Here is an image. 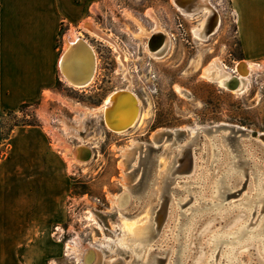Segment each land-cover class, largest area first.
<instances>
[{
    "label": "rangeland",
    "instance_id": "1",
    "mask_svg": "<svg viewBox=\"0 0 264 264\" xmlns=\"http://www.w3.org/2000/svg\"><path fill=\"white\" fill-rule=\"evenodd\" d=\"M211 1L220 13L221 24L209 39L198 40L192 28L196 24L195 20L201 17L193 19L184 15L173 0H106L101 8L99 7L103 11V22L100 26L105 33L112 35L119 50L129 58L127 69L120 65L119 53L112 45L102 38L95 37L86 29L91 26V19L96 22L95 17H89L82 23L83 28L79 27L78 31L71 28L64 33L59 43V52L61 51V55L65 40L72 29L90 39L99 58L95 80L88 87L77 89L68 86L59 78L57 87L64 97L50 94V104H46L45 108L24 107L17 113L9 112L5 116L2 128L3 133L8 134L15 125L40 124L42 119L48 122L52 118L51 114H55L54 125H47V130L51 133L50 140L55 148L63 150L64 154L67 153L66 150L75 151L80 146L89 150V157H84L85 161L70 159L66 154L63 156L67 177L65 193L55 206V220L49 223L47 236L39 239L41 245L28 261L34 264H82L78 254L83 255L95 250L101 254L97 258L100 260L85 264H152L156 259H162L159 264H205L206 256L212 251L211 235L219 230L232 232L250 217L249 213L242 209H234L235 211L231 210L225 214L210 211L209 208L201 210L202 215L191 225L186 248H183L185 245L182 244V239L178 242L172 237L178 230V220L182 217L176 212L180 211L181 207L177 206L176 200L171 201L169 198V194L173 192L168 191L171 185L166 187V184L162 183L165 176L159 171V174H156L157 170L154 169L156 177H153L155 181L151 185L154 189L152 188L145 202L134 201L131 206L128 205L121 211L113 200L116 194L126 190L125 180L131 181L135 193L144 189L148 172L146 166L150 159H154L155 165L157 161H170L171 169L166 181L171 177H183L186 181L187 176L195 174V162L196 174L204 168V174L214 171L215 175L221 168L211 167L209 153L202 156L203 152L198 148L196 155L202 157L195 161V156L193 165L190 148L187 147L181 154L173 153L178 146L190 140L189 133L177 131V141L163 139L156 143L153 134L160 128H200V132L206 130L217 135L220 131H225L224 134L228 133L226 136L231 142L238 139L239 133H232L230 128L217 127L211 130V127L227 123L264 133V70L254 73L250 90L246 93H235L222 88L202 76L204 69L215 58L232 71L237 60L241 62L245 59L229 1ZM183 3L188 7L191 5L189 0ZM149 10L157 17L158 24L148 14ZM141 26L146 32L157 30L158 26L171 40L164 57L156 58L148 53V36L140 35ZM127 71L128 77L125 75ZM128 86L140 95L142 109L149 114L136 128L125 134L106 129L100 112L93 116L90 111L85 113L75 107L79 104L90 109L95 108L101 105L109 94ZM178 86L182 88V92H179ZM60 118L62 120L57 121ZM210 134L199 133L198 138H206L208 141ZM243 137H240L241 140ZM245 137L246 140L248 136ZM249 137L243 144L253 149L255 156L260 158L256 161L264 174V141ZM133 144L139 145V149L144 151L143 158L147 154L145 169L143 166L134 169L129 165L133 164L132 161L126 165L122 163L125 149ZM69 155L74 156L73 152ZM213 175L210 186L215 179ZM252 182V177L249 179L245 176H235L230 184L233 188H230L228 201L240 199L243 194L250 192L254 187ZM158 186H162L160 189L163 194L158 190ZM208 196L211 195L206 194L207 199ZM188 199L190 197L185 196L183 209L190 205ZM257 216L252 221H255ZM126 218L140 221L139 224L147 223L150 236L146 239L130 238L127 241L123 231ZM192 218L189 217L188 221ZM185 225L187 227L189 222ZM169 247L174 249L172 253ZM182 249H185L184 253ZM262 249L258 241L240 248V264H264Z\"/></svg>",
    "mask_w": 264,
    "mask_h": 264
},
{
    "label": "bare ground",
    "instance_id": "2",
    "mask_svg": "<svg viewBox=\"0 0 264 264\" xmlns=\"http://www.w3.org/2000/svg\"><path fill=\"white\" fill-rule=\"evenodd\" d=\"M173 1L176 4L177 8L184 15L193 19L195 18L198 19L199 17H201L200 19L195 20L196 24L192 28V32L198 40H207L218 31V28L221 24V19H220L221 17L219 11L212 4L211 0H189L191 4L189 7L187 5H184L185 3H183V1H187V0H173ZM148 14L154 20H156L158 24V19L151 10L148 11ZM90 23L91 26L86 29L91 31L92 35H94L95 37L102 38L103 41L105 40L110 45H112L114 50L118 51L119 53L118 59L120 65L123 68L127 69V64H128L127 61L129 58H127L125 53L119 50V46L116 40L113 39L112 35L109 33H105V31L100 26H98V24H96L92 19L90 20ZM141 29L142 31L140 32V35L148 36L146 43V50L148 51V53L156 58L164 57L168 52L167 50L168 47L170 46L171 40H169L168 37H166V34L162 32L161 29H158V26H157V30H154L152 32H146L145 31L146 29L144 30L142 26ZM93 54H95L96 56V61L98 66L99 58L94 45L82 34L77 33L76 30L72 29L68 34V38L65 40L64 50L58 58L59 73L61 72L60 75L62 80H64L68 86L72 88L81 89L84 87H88L95 80L99 68H97V70L95 69L94 72L95 74H94ZM262 70H264V64L252 62L247 59H244L241 62L240 60H237L235 62L232 71L229 70L225 65H223L218 58H215L209 64V66H207L204 69L202 76H204L206 79H208L211 82L217 83L222 88L231 90L235 93H246L247 91L250 90L251 80L254 73L256 71H262ZM128 74L129 72L127 71L125 75L128 77ZM93 75L94 77L92 78ZM90 79L92 80L91 83H90ZM177 88L179 92H182L181 87L178 86ZM62 100L63 102H65L63 98ZM75 107L78 108L79 110H83L85 113L87 111L88 112L90 111V115L93 116L97 115V113L100 112L102 116L103 125L105 126V128L111 132H115L118 134H125L131 131L132 129L136 128V126L140 122H142L145 119V117H147L149 114L142 109L141 97L136 91H134L133 88H131V86H128L127 88L126 87L118 88L117 90L109 94V96L105 99V101L101 105L95 108L90 109L88 107H83L79 104H77ZM217 127L230 128L232 133L235 134L239 133L238 136L239 140L236 139L233 142L229 141L226 136V134L228 133L224 134L225 131L224 133L220 131L219 134L217 135V133L210 134L211 132L206 130H202V132H200L198 131L200 128L198 129L193 128L189 130L188 129L182 130L181 128L176 130L160 128L153 134L154 141L158 143L160 140L163 139L166 140L172 139V141L173 140L177 141L178 138L175 137L177 131H182L186 134L189 133L188 138H190V140L178 146V148L174 150L173 153L181 154L184 149H186L187 147L190 148L192 154V162H193L192 165L194 164L193 158L195 156H196L195 157V161H196V159L201 158L202 156H206L209 153V155L211 156L210 159L212 163L211 167L213 168L221 167L220 169H218L217 172H215V175H213L214 171H212L211 173L204 174L203 172L206 170V169L203 170L204 168H201L200 173L196 174L197 163L195 162L193 168V173L195 174L191 176H187L188 179L186 177L187 179L186 181H184L185 178L183 179V177L182 178L171 177L170 180L168 179L166 181L169 175L168 173L170 172L171 169V167H169L171 164L170 161H166V160H164V162L157 161L156 164L157 166H156L154 159H150L148 161V165L146 166L145 162H146L147 154L146 157L143 158L142 153L144 151H141V148L139 149V145L133 144L129 148L125 149L123 153L124 160L122 159L123 160L122 163L126 165L127 162L130 163L132 161L133 164H129V165H132L134 169H136L138 166H143V169H145L146 167L148 168L149 173L147 172V177H145V184L143 186L144 189H142L141 192L135 193L133 191L134 185L130 184L131 181L129 182V180H125L124 182L126 185V190H124L122 193L116 194L113 200L121 211H123L124 208L126 209V207L134 201L145 202L147 200L146 198L150 196L149 193L153 188L151 187V185L153 184V181H155L153 180V177L154 176L156 177L154 170L156 169L157 170L156 174L160 173L166 177L165 178L163 176L164 178L162 180V183L166 184V187H169L171 185L168 188V191L172 190L173 192L172 194H169V198L171 199V201L176 200L177 206L181 207L179 208L180 211L176 209L177 210L176 212H178L182 216L178 220V224H177L178 230L176 231L175 234L174 233L172 234V232L171 234L174 241L181 242L180 240L182 239V244L185 245L183 246V248L184 247L186 248L189 235L192 229L190 228L191 225L193 224L195 219H197L198 216L202 215L200 213L201 210L209 208L208 210L210 211L213 212L216 211L222 214L228 213L229 211L234 209L235 210L242 209L246 211L247 213H249L250 217L245 221H243L240 225H238V227L234 231L222 232L219 230L211 235L210 240L212 241L211 242L212 251L208 256H206L207 258L205 257L207 260L205 261V264H240V257H239L240 255H238V252L240 248H243L247 244L258 241L261 247L263 248L262 250L264 252V174L263 171H261L258 162L256 161L259 157L255 156L256 155L255 151L250 147L248 148L245 147L243 144V141L245 142L248 141L247 139L249 136H253L255 138L264 141V138L261 136L264 135V133L250 130L241 125L227 124V123H223L219 126L211 127V130L216 129ZM240 129H244V131ZM199 133H204V134L206 133V135L210 134V139L208 141L206 138L204 140H199L198 138ZM243 136L244 137L248 136V137L245 140ZM240 137H243V140H241ZM178 142L180 143V141ZM144 146L147 147L145 144ZM197 148L200 151L202 150L203 152L202 156L199 155L198 157L196 155ZM66 151L67 153L65 154L68 156V158L70 159L75 158L77 161H85L84 157L85 158L89 157L88 156L89 150L88 148L86 149L85 146H80L75 151L74 150L73 151L66 150ZM70 152H73L74 154L73 157L69 155ZM212 175L215 177V179L213 181V185L211 184L210 186ZM235 176H243V177L245 176V177H249V179L252 177L253 180L252 183H254V187L253 189L251 188L252 190H250V192H246L245 194H243V196L240 199L228 201L230 195L229 194L230 188H233V185L230 184L232 183V180ZM127 179H129V177ZM159 179L161 180V177ZM176 183L178 185L177 187H176ZM172 184L175 185L173 186ZM161 187L162 186H158V190ZM160 191L162 192L161 194H163V191L161 189ZM206 194L211 195L210 197L208 196L209 199L206 198ZM185 196L190 197V199H188L189 200L188 204L190 203V205H188L187 208L183 209L185 207L183 203L185 201ZM256 216L257 219L255 221H252V219H254ZM189 217L191 218L193 217V218L190 221H188ZM175 220H177V218ZM139 222L137 220H133L129 218H126V220H124L123 231L125 238H127V241L130 238L146 239L150 236L147 223L139 224ZM188 222L189 225L185 227L186 226L185 224ZM169 250L170 252L171 251L173 252L174 249L172 247H169ZM184 252L185 249H182V253ZM169 253H167V255ZM100 255H101L100 253L93 250L89 253L88 252L84 253L83 255H81L80 253L78 254V257L79 259H82V264L88 263L90 261L96 263L98 262V260H100L97 259L98 256ZM161 260L156 259L155 263L152 264H159Z\"/></svg>",
    "mask_w": 264,
    "mask_h": 264
},
{
    "label": "crops",
    "instance_id": "3",
    "mask_svg": "<svg viewBox=\"0 0 264 264\" xmlns=\"http://www.w3.org/2000/svg\"><path fill=\"white\" fill-rule=\"evenodd\" d=\"M228 1L245 59L264 62V0ZM104 2L0 0V264H34L28 260L47 236L67 184L63 150L47 130L55 114L8 134L2 123L9 112L42 109L50 94L63 96L57 87L61 37L89 17L100 26Z\"/></svg>",
    "mask_w": 264,
    "mask_h": 264
},
{
    "label": "water",
    "instance_id": "4",
    "mask_svg": "<svg viewBox=\"0 0 264 264\" xmlns=\"http://www.w3.org/2000/svg\"><path fill=\"white\" fill-rule=\"evenodd\" d=\"M63 55H65V54H63ZM62 55V56H63ZM94 55V70H93V73L95 72V68H96V56H95V54H93ZM61 73V72H60ZM94 76V75H93ZM93 76H92V78H93ZM91 78V79H92ZM91 79H90V81H91ZM88 83V82H87ZM240 130H242V131H244V129H240ZM255 134V133H254ZM258 134V133H257ZM263 138H264V135H261Z\"/></svg>",
    "mask_w": 264,
    "mask_h": 264
},
{
    "label": "built area",
    "instance_id": "5",
    "mask_svg": "<svg viewBox=\"0 0 264 264\" xmlns=\"http://www.w3.org/2000/svg\"><path fill=\"white\" fill-rule=\"evenodd\" d=\"M97 68H99V64H98V66H97V61H96V70H97ZM95 74V73H94ZM94 77V76H93ZM92 81V80H91ZM91 81H90V83H91Z\"/></svg>",
    "mask_w": 264,
    "mask_h": 264
}]
</instances>
